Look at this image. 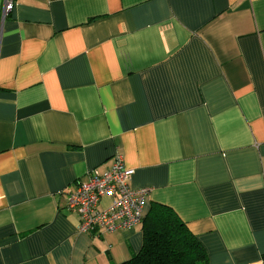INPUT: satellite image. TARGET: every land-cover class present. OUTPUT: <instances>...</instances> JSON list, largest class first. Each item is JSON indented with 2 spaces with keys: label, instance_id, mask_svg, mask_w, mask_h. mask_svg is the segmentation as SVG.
I'll return each instance as SVG.
<instances>
[{
  "label": "crops",
  "instance_id": "crops-1",
  "mask_svg": "<svg viewBox=\"0 0 264 264\" xmlns=\"http://www.w3.org/2000/svg\"><path fill=\"white\" fill-rule=\"evenodd\" d=\"M0 264H121L142 224L78 233L113 157L202 245L264 260V0H16L1 20ZM110 200L102 198L99 209Z\"/></svg>",
  "mask_w": 264,
  "mask_h": 264
},
{
  "label": "built area",
  "instance_id": "built-area-1",
  "mask_svg": "<svg viewBox=\"0 0 264 264\" xmlns=\"http://www.w3.org/2000/svg\"><path fill=\"white\" fill-rule=\"evenodd\" d=\"M16 0H3L1 20L13 10ZM133 169L124 166L123 159L116 154L110 168L103 173L92 170L84 181L77 184L69 195L67 209L78 216V233L96 236L99 233H115L142 224L149 189H133L129 181ZM110 200L109 205L99 209L102 198ZM258 264H264V260Z\"/></svg>",
  "mask_w": 264,
  "mask_h": 264
},
{
  "label": "trees",
  "instance_id": "trees-1",
  "mask_svg": "<svg viewBox=\"0 0 264 264\" xmlns=\"http://www.w3.org/2000/svg\"><path fill=\"white\" fill-rule=\"evenodd\" d=\"M142 234L140 251L121 264H207L202 245L168 207L152 204Z\"/></svg>",
  "mask_w": 264,
  "mask_h": 264
}]
</instances>
